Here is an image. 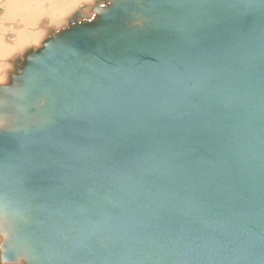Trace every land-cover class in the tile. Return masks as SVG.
I'll return each instance as SVG.
<instances>
[{
	"label": "water",
	"instance_id": "95a60500",
	"mask_svg": "<svg viewBox=\"0 0 264 264\" xmlns=\"http://www.w3.org/2000/svg\"><path fill=\"white\" fill-rule=\"evenodd\" d=\"M14 61L0 264H264V0H95Z\"/></svg>",
	"mask_w": 264,
	"mask_h": 264
},
{
	"label": "bare ground",
	"instance_id": "6f19581e",
	"mask_svg": "<svg viewBox=\"0 0 264 264\" xmlns=\"http://www.w3.org/2000/svg\"><path fill=\"white\" fill-rule=\"evenodd\" d=\"M62 5L64 6L65 10H66V15L64 18V21L67 18H70V16L77 10L82 8V5L86 2L85 0H60ZM95 0H88V2L90 3L91 7L93 6ZM18 2L23 3V5H21L19 7L18 12L21 13L22 15H28L27 20L25 21V23H22V28L24 27L25 31H31L33 33H37L39 31V28L42 27V30L49 32L48 34H46L43 37L37 38L36 41L33 44H22L19 43L21 41V38L19 37V35L17 34L16 37H14L13 34L9 33V34H5V37H13V40H4V36L2 38L1 34H0V39H3L7 44L8 47L6 49H4L3 52H0V57L2 56V53L8 54V53H12L13 54V61L11 64L6 63L7 61L4 62H0V83H3L7 80L8 78V72L13 68V62H15L14 60L16 58L21 59L23 57V54L25 53V50L28 49H36L37 47H39L42 42L52 33H54V30L56 28V17L57 14H51L49 16H47V21L46 20H42L45 18V15H43L44 13H47L51 7L52 4L49 0H8L6 2L3 3L4 9L7 13L11 14V15H16V13L13 11L14 8H17ZM35 17L37 19V23H34L30 20L31 17ZM89 16V15H88ZM22 18H24L22 16ZM20 22H21V18H19ZM41 20V21H40ZM2 69V71H1Z\"/></svg>",
	"mask_w": 264,
	"mask_h": 264
},
{
	"label": "rangeland",
	"instance_id": "374dc122",
	"mask_svg": "<svg viewBox=\"0 0 264 264\" xmlns=\"http://www.w3.org/2000/svg\"><path fill=\"white\" fill-rule=\"evenodd\" d=\"M8 0H0V34L3 38V36L5 34H13L14 37H16V35L18 34L19 37L21 38V41L19 43L22 44H33L37 38L43 37L46 34H48L49 32L42 30V27L39 28V31L37 33H33L31 31H25L24 27L22 28V23H25V21L28 18V15H22L21 13L18 12L19 7L21 5H23V3L18 2V7L14 8L13 11L16 13V15H11L9 13H7L4 9L3 3L6 2ZM52 4L51 9L47 12L44 13L43 15H45V18L42 20H46L47 21V16L51 15V14H57V21H56V28L54 30L57 31L59 28H61L64 25V18L66 15V10L64 8V6L62 5L60 0H49ZM86 2L82 5V8H89L91 7L90 3L88 2V0H85ZM90 1V0H89ZM85 12H87V10H85ZM22 16L24 18H22ZM19 18H21V22L19 20ZM30 20L36 24H38L37 19L33 16L30 18ZM41 21V20H40ZM50 36V35H49ZM5 37V36H4ZM5 41L7 40H13V37L9 36V37H5L4 38ZM3 39H0V52H3L4 49H6L8 47V44L4 41ZM42 44L37 47L41 48ZM34 49V50H36ZM2 56L0 57V62H4L7 61L6 63L11 64L12 63V59H13V54L12 53H2ZM14 63V62H13ZM2 71V69H1Z\"/></svg>",
	"mask_w": 264,
	"mask_h": 264
}]
</instances>
